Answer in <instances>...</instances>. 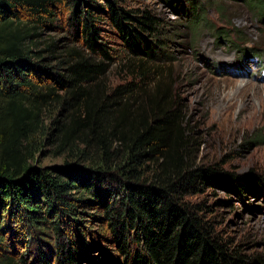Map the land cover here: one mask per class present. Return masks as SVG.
Wrapping results in <instances>:
<instances>
[{
	"label": "trees",
	"instance_id": "1",
	"mask_svg": "<svg viewBox=\"0 0 264 264\" xmlns=\"http://www.w3.org/2000/svg\"><path fill=\"white\" fill-rule=\"evenodd\" d=\"M186 1L191 27L203 26L205 4ZM237 1L264 21V0ZM158 27L113 0H0V264L90 263L93 250L102 264H264L186 201L212 187L262 195L264 180L194 158L177 101L142 78ZM118 62L132 76L112 86ZM250 146H264L263 131ZM44 148L60 168L35 165Z\"/></svg>",
	"mask_w": 264,
	"mask_h": 264
},
{
	"label": "rangeland",
	"instance_id": "2",
	"mask_svg": "<svg viewBox=\"0 0 264 264\" xmlns=\"http://www.w3.org/2000/svg\"><path fill=\"white\" fill-rule=\"evenodd\" d=\"M113 1L129 12H148L159 25L156 37L149 38L161 49L146 63L142 78L150 92L163 82L168 96L177 101L195 141L197 162L217 163L223 172L264 180V146L241 147L254 131L264 132V21L237 0H198L205 4V23L197 29L187 17L186 0ZM101 30L111 48L122 50L108 20ZM123 65L118 62L111 69L112 86L130 80ZM43 151L34 156L36 166L61 167L60 159L47 154L49 148ZM186 201L201 206L200 216L212 221L217 234L242 253L264 257V194L239 197L212 187ZM91 253L90 263L83 259L82 264H102L97 250Z\"/></svg>",
	"mask_w": 264,
	"mask_h": 264
}]
</instances>
